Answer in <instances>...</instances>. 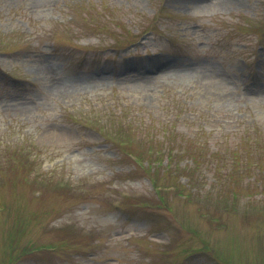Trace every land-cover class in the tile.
I'll list each match as a JSON object with an SVG mask.
<instances>
[{
    "label": "rangeland",
    "instance_id": "obj_1",
    "mask_svg": "<svg viewBox=\"0 0 264 264\" xmlns=\"http://www.w3.org/2000/svg\"><path fill=\"white\" fill-rule=\"evenodd\" d=\"M1 150L0 264H264V0H0Z\"/></svg>",
    "mask_w": 264,
    "mask_h": 264
},
{
    "label": "trees",
    "instance_id": "obj_2",
    "mask_svg": "<svg viewBox=\"0 0 264 264\" xmlns=\"http://www.w3.org/2000/svg\"><path fill=\"white\" fill-rule=\"evenodd\" d=\"M241 138H243L244 140L243 141H240V143H245V142H247V140L252 139V137L249 136V135H244ZM182 152H185V150H183ZM230 158H231L230 159V164L235 169H239V167L242 166V165L246 169L245 164L246 163L249 164L250 162H253V160H255V158L251 154H249V155L245 154V156H242L241 154H239L237 152V150H235V152L232 151ZM2 159L8 160L9 163L22 160L21 157H20V155L15 156L13 154V152H11V151L8 152L7 150L6 151H4V150H1L0 151V160H2ZM259 163H261L263 166H258V167H261V168L264 169V160L263 159H260L257 162H255V164H259ZM263 174H264V171H263Z\"/></svg>",
    "mask_w": 264,
    "mask_h": 264
}]
</instances>
